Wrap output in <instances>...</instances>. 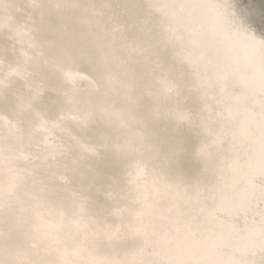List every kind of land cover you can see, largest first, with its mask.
Returning a JSON list of instances; mask_svg holds the SVG:
<instances>
[{"label": "bare ground", "instance_id": "bare-ground-1", "mask_svg": "<svg viewBox=\"0 0 264 264\" xmlns=\"http://www.w3.org/2000/svg\"><path fill=\"white\" fill-rule=\"evenodd\" d=\"M107 1L0 0V32L8 37V50L29 66L25 68L28 98L18 105L16 115L29 116L32 125L25 134L17 121L0 124V260L9 264H264V73L258 51L264 41V0H147L162 20L158 44L183 43L182 38L186 42L184 50L173 55L190 66L198 88H219L224 76L234 74L249 94L263 99L260 109L252 112L235 97L238 114L224 106V117L218 116L237 115L235 136L246 153L230 165L231 194L208 214L202 230L187 219L193 215L189 211L195 202L193 193L166 182L156 167L144 169L135 162V155L139 159L144 154L150 162L152 157L143 133L129 129L130 125L166 119L157 105L170 93L176 96L179 86L160 80L148 89L138 84L139 76L130 81V63L142 49L116 24ZM49 13L78 15L76 33L60 22L56 31L45 34L35 25ZM148 23L146 19L147 31ZM90 41L104 48L102 78L108 98L101 110L75 100L73 79L60 67ZM209 46L220 49L221 61L207 76L202 72ZM3 56L0 50V78L5 76ZM140 56L143 63L149 54L143 49ZM48 87L62 104L51 120L30 105L38 103L42 89ZM141 95L145 103L136 118L126 107ZM203 96L210 98L209 93ZM208 101L198 123L185 113L170 117L184 124L195 122L209 135L207 144L194 151L204 166L223 135L221 129L212 131L205 120ZM86 116L117 122L116 128L125 132L115 148L117 156L130 157V174L122 187L108 176L88 190L85 180L90 169L82 165L88 156L99 155L84 139ZM55 132L52 144L48 137ZM93 194L100 202H93Z\"/></svg>", "mask_w": 264, "mask_h": 264}, {"label": "water", "instance_id": "water-1", "mask_svg": "<svg viewBox=\"0 0 264 264\" xmlns=\"http://www.w3.org/2000/svg\"><path fill=\"white\" fill-rule=\"evenodd\" d=\"M19 1L22 3L23 0ZM106 7L109 12H115L113 17H115L116 24L119 27L123 26L127 37L133 40L138 48L142 49L141 51L138 49L134 61L130 63V81L135 79L137 81L139 76L141 80L138 84L148 89H154L153 85L160 80L167 81L170 86L173 83L175 84H173L174 87L178 88L179 86V93L176 96L172 97V93H170L171 95L165 97L166 99L162 98V102L157 105L160 107L158 110L166 113L167 120H150L139 126L131 124L129 129L140 130L150 145L152 164L144 154L139 159L135 155V162L144 169L148 167L155 170L156 167L166 182H175L180 189L184 188L187 192L193 193L195 202L189 208L193 215L187 219H191L195 228L202 230L207 224L208 214L218 205L220 200L231 194L232 188L229 185L231 182L230 165L241 160L246 153L244 144L235 136L237 115L233 114L226 116L228 119H222L221 117H224L222 109L224 106H229L230 109L234 108L238 114L235 108L237 101L235 97H238L240 101L244 102L246 108L249 107V110L256 112L260 109L263 99L259 95L255 99L251 93L249 94L239 80L234 77V74L224 76L219 88L211 87L204 90L198 88L193 83L190 66L176 60L173 55L176 50H184L186 42L182 38L183 43L171 40L165 46L158 44L162 20L150 7L147 0H108ZM73 14L59 16L55 13H49V16L42 18V22L35 26H40L41 30L49 35L58 29L60 22H64L70 25L72 32L76 33L77 27L74 23L78 15ZM146 19L149 22L148 31L145 25ZM7 40V35L0 32V50L5 61V76L0 78V124L17 121L16 124L21 132L26 134L31 132L32 125L30 126L28 121L30 117L17 116L16 109L20 103L28 98L25 94L27 84L25 70L29 69V66L26 62L15 58L8 50ZM100 44L102 43L87 42L80 47L79 55L76 54L72 60L68 58L70 60L66 64L62 63L60 67L66 77L73 79L75 100L79 103H87L93 109L101 110L108 96L102 78L104 75L102 62L104 48ZM147 46L149 47L147 48ZM143 49L149 56L147 57L148 62L145 59L142 63L140 55H142ZM204 54L207 66H205L202 74L208 76L210 70L219 66L221 52L218 47L209 46L205 49ZM43 76L47 78L46 74ZM172 90L170 87L168 91L172 92ZM223 90L226 95L223 94ZM208 93L209 99L203 96ZM207 100L209 101L206 105L208 110L205 120L210 124L212 131L221 129L220 133L223 135L214 146L213 152L207 160V165L204 166L205 164L196 157L194 151L199 152L207 144L209 135L202 132L199 124L195 123V118L198 123L199 117L204 115L202 109ZM144 103V95H141L138 101L130 103L132 106L128 105L126 108L133 117L137 118L140 116ZM30 105L35 111L43 114L45 118H50L49 120L57 116L59 107L62 106L57 92L49 87L42 89V97L38 103L32 102ZM94 113L98 114L97 112ZM178 113L192 116L195 124L191 121L187 124L171 121L170 117ZM219 115H221L220 118H218ZM83 122L86 125L84 139L88 141V144H91L94 151L99 155V157L96 156L97 158L88 156L90 158L87 157L82 165V169H90L85 180L88 190L93 191V186L101 185L100 179L108 176L116 181L117 187H122L130 174L128 168L130 157L129 155L126 157L117 156L115 148L125 137V132L116 128L117 122H108L99 116H93L90 119L86 116ZM57 134L55 132L48 137L52 144L55 142ZM80 134L82 133L80 132ZM92 196L93 202H100L101 199L98 195L93 194ZM122 198L125 201L127 199L124 192H122ZM119 212L121 213V209Z\"/></svg>", "mask_w": 264, "mask_h": 264}, {"label": "snow or ice", "instance_id": "snow-or-ice-1", "mask_svg": "<svg viewBox=\"0 0 264 264\" xmlns=\"http://www.w3.org/2000/svg\"><path fill=\"white\" fill-rule=\"evenodd\" d=\"M258 51L260 54V70L264 73V41L260 42ZM0 264H9V262L6 260H0ZM188 264H194V262H188Z\"/></svg>", "mask_w": 264, "mask_h": 264}]
</instances>
